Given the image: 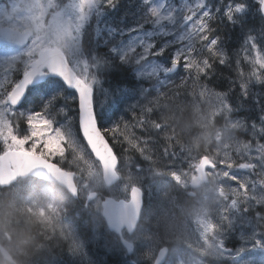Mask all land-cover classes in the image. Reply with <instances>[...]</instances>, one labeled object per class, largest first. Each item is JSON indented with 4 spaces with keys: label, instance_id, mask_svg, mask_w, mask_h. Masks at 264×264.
Instances as JSON below:
<instances>
[{
    "label": "snow or ice",
    "instance_id": "1",
    "mask_svg": "<svg viewBox=\"0 0 264 264\" xmlns=\"http://www.w3.org/2000/svg\"><path fill=\"white\" fill-rule=\"evenodd\" d=\"M119 3L0 0V36L17 46L0 55V187L22 177L51 178L79 202L92 226L83 237L66 204L33 213L53 237L58 232L63 243L57 247L67 244L79 264H105L93 257L92 244L104 249L107 264H186L193 254L197 264H264V91H252L264 87V0H256L259 30L245 23L250 0H140L142 14L130 27L103 22ZM222 25L243 32L231 55L227 38L217 34ZM233 55L236 76L227 91L200 85L193 92L194 104L224 121L214 148L185 145L167 124L151 119L169 98L163 89L171 75L185 73L176 89L189 80L212 83L218 66L232 67ZM152 91L157 95L148 99ZM249 101L259 115L233 120ZM241 132L251 138L238 139ZM161 133L164 144L154 159ZM129 151L142 161L126 156ZM167 182L185 191L211 184L215 199L182 209L177 221ZM153 187L158 203L147 199ZM237 232L239 246L228 247ZM48 252L38 264H55V251ZM109 253L135 259L114 260Z\"/></svg>",
    "mask_w": 264,
    "mask_h": 264
},
{
    "label": "trees",
    "instance_id": "2",
    "mask_svg": "<svg viewBox=\"0 0 264 264\" xmlns=\"http://www.w3.org/2000/svg\"><path fill=\"white\" fill-rule=\"evenodd\" d=\"M213 3H215V0H212ZM250 4L252 7L249 9L248 14L245 17V23L248 27H255L257 30L260 28V14H258L255 11L256 7V0H250ZM142 8L140 7V0H120V3L117 5V7L114 10H108L102 17L101 20L103 22H107L112 24L113 27L115 26H124V27H130L131 25L135 24L138 20V18L142 14ZM96 22L94 21L92 24V29L90 32L94 35V30L96 27ZM213 27L215 28L216 25L213 24ZM149 28H151L149 26ZM218 35H221L223 37L227 38V47L230 52V55L233 54L236 49L240 47V44L242 43L243 39V32L241 31L239 25L237 26H231V25H225L220 27V31L217 33ZM256 34V33H254ZM242 55V54H241ZM233 59V65L232 67L228 66H218L217 68V79L213 81L212 83H209L207 80L202 79L197 84L194 85V92L197 91L198 86L200 85H206L209 86L212 90H216L219 92H225L227 91L229 84V78L235 79V71H234V60L235 56H232ZM127 67V66H126ZM248 71V68L245 67V72ZM132 78L137 79L135 72H132ZM110 80V77H107L105 81H102L104 86L108 87L107 81ZM190 81V80H189ZM155 83V78H153V81L150 84ZM175 84L169 86L170 90H175L174 92H179V89H176ZM257 84L252 87V91L257 93ZM125 87V86H124ZM127 87V86H126ZM256 87V88H255ZM172 91V93H174ZM185 100V99H184ZM234 104L238 103V100L234 97L230 100ZM244 108L248 109L245 111L246 114H249L250 112L255 114L258 111L256 110L255 106L251 104V102H246L244 104ZM182 116H190L189 109L186 110L182 109ZM184 121V119L182 120ZM75 128L78 134V127L75 124ZM168 131V130H167ZM168 132H174L176 137L181 139V141L185 144L187 141V137L185 136L184 132H175V131H168ZM142 134V133H141ZM163 133L160 134L159 141L160 143L155 147L156 149H162V145L164 144L163 140ZM127 147V145H124ZM126 156L132 157L135 161H141V157H139L138 153L129 151L125 153ZM62 193L59 195L60 198L56 200V206L63 205V196L61 197ZM174 196V195H173ZM175 198H178L174 196ZM68 198V194H67ZM62 203V204H61ZM174 204H178L175 202ZM180 206V205H179ZM178 206V207H179ZM67 207L69 209V219L78 225L79 233L83 237L85 234L91 233L92 226L90 224V216L86 211H82L79 205V202H72L69 198L67 201ZM7 213L9 215L14 214L13 222L10 224L9 228L12 231V236L10 237V242L13 246L19 249L21 251V255L15 259L14 261H8L6 260V264H26V260L29 261V264L33 262L31 257L34 258L35 264H38L39 260L42 258H45L49 255L48 249L51 247V243H54L53 245L62 244L63 242H58L56 238H52V240L47 241L46 238H44V235L39 233V230L37 228V234L32 233L31 234V228L35 229L36 222L34 219L30 218L28 225H24L23 227H20L22 225H19L17 223V220L19 217L16 215L17 210L14 209H7ZM2 214H0V217ZM4 218H7V216H4ZM35 224V225H34ZM50 243V244H48ZM92 255L94 258L102 260L107 264L108 258L104 257V255L98 254V251L103 252V248H92ZM55 251V256L53 257L55 264H79L78 259H75L73 255L70 257V253L67 251V244H64L63 247H55L52 249ZM103 256V257H102ZM112 259H117V257H114L113 254H111Z\"/></svg>",
    "mask_w": 264,
    "mask_h": 264
},
{
    "label": "rangeland",
    "instance_id": "3",
    "mask_svg": "<svg viewBox=\"0 0 264 264\" xmlns=\"http://www.w3.org/2000/svg\"><path fill=\"white\" fill-rule=\"evenodd\" d=\"M175 2L176 3H182V0H175ZM149 30H151V29H149ZM163 39H168V37H164ZM2 48H4V49H0V55H4V54H7V53H9V52L12 51V50H6V47H2ZM171 78L172 77H170V79ZM178 78H180V77H178ZM257 85H259V84H257ZM192 86H193V83H191L190 88ZM188 87L189 86H187V88ZM261 91H264V88L258 89V92H261ZM168 92H169V97L170 98H173L172 91H168ZM186 92H187V90L184 89V92L182 94H186L187 95ZM156 95H157V93L154 92L151 96L148 97V99H153V98L156 97ZM189 98L191 99V101H190V104L188 105L187 109L192 108V110L194 112L192 114L193 117L191 118L190 116H185V117L182 116V118L180 120L176 119L175 120V123H172V124L168 125V128H174V126H176V130H178L179 128L182 127V130H183L182 132H184L188 136V140L189 141H188V144L187 145H191V146H193L194 148H197L200 151H203L204 149H212V148H214L215 143H216V139H215L216 138V133H217L218 130L221 129L222 124L224 123V121H222L221 123H218L217 120L216 121H213L211 119L210 115H209V111H208L207 105H204V104H199V105L194 104L191 95H190ZM183 99H184V97L181 98L179 100V102L182 101ZM146 102L147 101H145V103ZM129 103H133L134 104L135 101L132 100V101H129ZM101 110L103 111V109H101ZM118 114L119 113L116 112L115 113V117L120 116ZM183 119H184V121H182ZM232 119L233 120H235V119H246V117H240L239 115L233 114ZM191 120H192V123H190ZM61 122L64 123L65 121L61 120ZM257 123H259V121H257ZM69 128H70V131H71V133L73 135H77V133H76V131L74 129V122H69ZM193 130H194V132H191ZM237 137H238V139H240L242 141H247V138H241L240 136H238V134H237ZM154 149H156V148L154 147ZM162 163L166 164L168 162L165 160ZM177 166H181V165H178L177 164ZM227 186L228 185H226V187ZM232 186H235V185L232 184ZM14 194H16V193L14 192ZM158 195H159V193L157 192V196ZM151 196L154 197V192L153 191H151ZM205 199H207L208 201H212V200L215 199V192L213 191V186L211 184H202V187L199 189V191L197 193V196H196V198L194 200V204L197 203L198 201H202V200H205ZM18 202L16 203L17 206H15L14 204H10V208H12L14 210H17V208H18ZM158 202H159V200H158ZM24 204H26V209L27 210H30L31 209V212H33V213L39 211V208L36 207V200L34 201L33 199H28V200L23 199V205ZM1 205L3 206L4 204H1ZM5 211H6V209H5ZM17 212H18V210H17ZM1 224H4V223H0V225ZM24 225H28V224L26 223ZM24 225H22L20 227H23ZM56 236L59 237V234L56 235ZM230 238L231 239L232 238H236L238 242L234 246H239L240 237H239V233L238 232L236 234H234V235H231ZM57 245H55V246L53 245L50 248L51 249L52 248H55V247H57ZM230 247H233V246H230ZM13 250H14L13 253L15 255H17V252L15 250V247H14ZM29 259H30V257H29ZM31 259L33 260V262H31L30 264H35L36 261H34V258L31 257ZM28 260H26V262H25L26 264H29V261ZM0 264H4V263L0 260Z\"/></svg>",
    "mask_w": 264,
    "mask_h": 264
},
{
    "label": "flooded vegetation",
    "instance_id": "4",
    "mask_svg": "<svg viewBox=\"0 0 264 264\" xmlns=\"http://www.w3.org/2000/svg\"><path fill=\"white\" fill-rule=\"evenodd\" d=\"M175 151L179 152V150H175ZM29 180H32V179H28L26 182H28ZM33 181L36 183V191L34 193H31V194H26V192H24L25 195L22 194L21 196H24L26 198L34 196V197L38 198L37 206L40 207V208H44V207H46L48 200H50L51 203L53 202V194H50V192H49V188H52V186L50 184H48V183H45L43 181H39L37 179H33ZM19 183H23V182L20 181ZM42 188H47L45 190L46 194H44V192H42ZM188 192L190 193V195L194 194V191H192V190L188 191ZM18 211L22 212L21 214L25 213L24 210L18 209ZM170 211H171V208H170ZM27 214H30V213H27ZM30 215H32V214H30ZM3 217L4 216H2V218ZM18 217H19V219L17 220V223L19 225H24L26 223L28 224L29 217L27 215H25L24 218L22 216H20V215ZM4 220H5L6 223L10 222L11 221L10 215H7V218H4ZM35 220H36V223L40 224V227L38 228L37 226H35V229L31 228V234L32 233H36L37 234L36 230L38 228L39 232L44 235V238H46L47 241L52 240V238H54V237H53V234L51 233V228L47 224L41 223L38 219H35ZM49 237H51V239H49ZM48 244H50V243H48ZM53 244L54 243H51L50 246L52 247Z\"/></svg>",
    "mask_w": 264,
    "mask_h": 264
},
{
    "label": "clouds",
    "instance_id": "5",
    "mask_svg": "<svg viewBox=\"0 0 264 264\" xmlns=\"http://www.w3.org/2000/svg\"><path fill=\"white\" fill-rule=\"evenodd\" d=\"M165 228V224L162 223L161 226H160V230L163 231ZM197 260H198V257H196L194 254L192 256H190L187 261H186V264H197Z\"/></svg>",
    "mask_w": 264,
    "mask_h": 264
},
{
    "label": "bare ground",
    "instance_id": "6",
    "mask_svg": "<svg viewBox=\"0 0 264 264\" xmlns=\"http://www.w3.org/2000/svg\"><path fill=\"white\" fill-rule=\"evenodd\" d=\"M7 209H12V208H10V205H8ZM2 220L5 221L4 219H2ZM54 238H56V239L58 240V242H61V241L59 240V237L55 236ZM11 247H12L11 249L13 250L15 246L11 245ZM15 250H16V252H17V255L14 254V257H15V259H17L22 253H21V251H19V249L16 248V247H15ZM13 252H14V250H13Z\"/></svg>",
    "mask_w": 264,
    "mask_h": 264
},
{
    "label": "water",
    "instance_id": "7",
    "mask_svg": "<svg viewBox=\"0 0 264 264\" xmlns=\"http://www.w3.org/2000/svg\"><path fill=\"white\" fill-rule=\"evenodd\" d=\"M0 41H2V43L3 42H12V41H10V40H8L6 37H2V36H0ZM40 178V177H39ZM46 180H50V181H55L54 179H51V178H48V179H46ZM57 182V181H56Z\"/></svg>",
    "mask_w": 264,
    "mask_h": 264
}]
</instances>
